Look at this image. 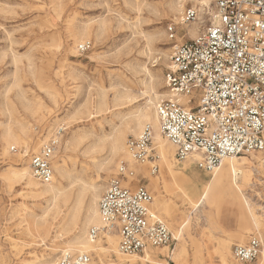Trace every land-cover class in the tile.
<instances>
[{"label":"rangeland","instance_id":"obj_1","mask_svg":"<svg viewBox=\"0 0 264 264\" xmlns=\"http://www.w3.org/2000/svg\"><path fill=\"white\" fill-rule=\"evenodd\" d=\"M195 5L202 4L0 0V264H50L74 234L90 237L101 198H96V187H103L102 196L121 161L133 164L126 144L141 131L136 129L140 114H149L144 125L151 124L156 135V107L171 97L166 73L173 44L184 40L186 31L193 35L190 28L196 31L208 24V16L201 15L194 25H177L176 39L169 38L168 26L179 23L185 10ZM208 6L215 9L212 0ZM85 42L90 48L79 50ZM119 132L125 141L114 156L112 142ZM155 135V160L133 164L132 185H145L153 196L152 210L174 235L179 231L173 252L155 249L157 261L225 264L226 257L229 264H264V167L255 162L259 171L252 168L253 159L261 155L235 158L239 171H227L229 183L213 180L214 171L199 168L192 159L178 162L174 156V178L157 157ZM52 138L59 141L53 160L55 189L38 195L20 175L30 170L28 155ZM161 141L175 154L171 142L164 136ZM153 165L158 167L155 173ZM34 181L39 189L46 187ZM74 217L80 227L76 230L69 223ZM254 233L262 238V254L249 263L236 261L234 246L245 244ZM107 238L117 252L99 255L89 247L93 264H147L119 252L116 232L90 239L108 249ZM183 248L181 259L172 258Z\"/></svg>","mask_w":264,"mask_h":264},{"label":"built area","instance_id":"obj_2","mask_svg":"<svg viewBox=\"0 0 264 264\" xmlns=\"http://www.w3.org/2000/svg\"><path fill=\"white\" fill-rule=\"evenodd\" d=\"M212 1L214 10L208 5L202 10L190 6L179 23L167 28L174 40L177 25H194L201 15L208 16L207 25L193 35L186 31L185 39L172 46L166 73L172 98L156 107L160 131L174 146L178 162L197 155L198 167L212 172L226 157L261 154L258 165L264 167V0ZM89 48L90 42L79 46L81 51ZM183 96L187 99L181 101ZM153 139V127L146 124L138 136L127 141L133 164L155 160ZM58 144L52 138L28 155L32 176L43 185L54 180ZM133 164L121 161L109 181L99 201L104 224L92 227L90 238L116 232L118 250L126 256L164 247L173 252L176 237L152 210V194L143 184L132 185L136 176ZM157 168L153 165L152 172ZM253 168L259 171L257 165ZM262 250V238L254 233L245 244L234 246L233 255L236 261L249 263ZM50 264H93V258L89 252L67 251Z\"/></svg>","mask_w":264,"mask_h":264},{"label":"bare ground","instance_id":"obj_3","mask_svg":"<svg viewBox=\"0 0 264 264\" xmlns=\"http://www.w3.org/2000/svg\"><path fill=\"white\" fill-rule=\"evenodd\" d=\"M200 3L202 4L200 6V9L202 6H207L209 5L210 3V0H200ZM180 7V6H179ZM177 9V8H176ZM182 9V8H181ZM180 10V9H179ZM183 10V9H182ZM202 10V9H201ZM178 11V10H177ZM197 30V29H196ZM196 31L194 30V28H190V33L194 34ZM171 96V97H170ZM169 97L172 98V95H170ZM158 98V96H157ZM187 98L186 97H181V101L183 100H186ZM154 103V102H153ZM149 119H151L149 117V114H147L146 112L142 113L139 115V118H137V122H136V129H140L142 131V129L144 128V122L145 121H148ZM158 115H157V111H155V115H154V124L153 126L155 127L156 129V135H155V143H157L158 145V148H159V157L160 159L162 160V162L165 164V167L167 169V172L171 175V177H174L175 178V168L173 165V162H171L172 158H174V152L173 150H169V148H167L165 145H163L162 141H161V138H163V135L158 127ZM135 129V130H136ZM140 131V132H141ZM154 140V139H153ZM124 141H125V136H124V133L123 132H119L115 135V138L112 142V152H113V155L116 156L117 153L121 150V148L123 147L124 145ZM19 143H24L26 144V146L28 147V142L27 140H25L23 137H19V140H18ZM127 152V151H126ZM127 156L130 157L129 153H127ZM171 159H170V158ZM189 159H192V160H196V159H200L199 156H194L192 158H189ZM236 160L234 157H226L223 159L222 161V164L220 167L216 168L214 170V175H213V180L215 181H218L220 183L222 182H228L229 183V177L227 175V171H231L232 173H234L235 175L238 174V171L239 169L236 167ZM57 168L59 170L62 169V167L60 165L57 166ZM30 169V167H29ZM28 173V174H27ZM28 176H30V178H28ZM55 176V175H54ZM20 177L22 179H25L26 181V185L28 186V189L32 192H34L35 194H46L47 192H53L54 191V186H53V182L50 183V184H46L45 188L44 189H39L37 183L34 181V177L32 176V173L31 171H27L25 173H22L20 175ZM212 178V177H211ZM34 179V180H33ZM226 182V183H227ZM233 182L234 184H236V186H239L237 183H236V179H233ZM103 190V187L100 185V186H97L96 187V198H99L101 197V192ZM55 194V193H54ZM60 194V193H59ZM208 195V188H206L202 194V197L205 198L206 196ZM95 214H96V224L94 227H97V228H102L103 226V220H102V217L100 215V212H99V205H98V208H95L94 210ZM91 219V218H90ZM89 221L85 222L83 224V230L87 229V223ZM69 223L72 225V229H79V223L77 222L76 218H72V220L69 221ZM37 226H38V222L35 223ZM67 224V223H66ZM69 224V225H70ZM68 225V226H69ZM31 231V229H30ZM76 232V231H75ZM178 233L179 231H177V234H175L176 236H178ZM86 236L84 235H77V234H74V237L72 239V241H69L67 243V249H64L61 251L62 254H64L65 252L67 251H71V249H75L76 251L78 252H88V249L89 247H93V249L100 255V254H106V255H110L112 252L116 251L117 252V249L115 246H112L111 247V239L110 238H107V242L110 244V247L111 248H108L103 246L102 242H97L96 244H94L92 242V240L90 239V237L87 236V233L85 234ZM109 236V235H108ZM228 248V246L226 247ZM188 251V250H187ZM155 252V249H151V250H147L145 252L144 255L140 256V255H130L128 257H132L130 258L129 260H135L137 258L139 259H142V262L143 263H147V264H167V263H164V262H161V261H157V257L158 255L154 253ZM160 254L165 256V254H167V251L166 250H162L160 251ZM186 254L184 248L183 249H180L179 252L177 254L175 253H172V258H174L175 260H179L181 259V257H183V255ZM136 256V257H135ZM262 257L264 258V253L262 254ZM57 259V258H56ZM54 260V259H53ZM53 263V262H52ZM102 263V262H101ZM25 264H36V263H31V262H27ZM225 264H229L226 257H225Z\"/></svg>","mask_w":264,"mask_h":264},{"label":"crops","instance_id":"obj_4","mask_svg":"<svg viewBox=\"0 0 264 264\" xmlns=\"http://www.w3.org/2000/svg\"><path fill=\"white\" fill-rule=\"evenodd\" d=\"M253 155H257V154H253ZM253 155H251V156H248V157H251L252 159L254 158V157H252ZM259 155H261V154H259ZM262 157V155L260 156V158ZM240 158V157H239ZM260 158L259 159H253L254 160V162H253V166H252V168L255 166V162L256 163H258V161L260 160Z\"/></svg>","mask_w":264,"mask_h":264}]
</instances>
